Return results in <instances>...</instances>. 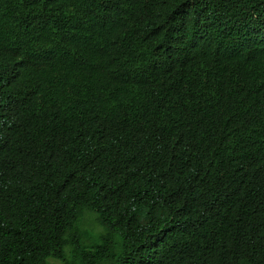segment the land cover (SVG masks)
<instances>
[{
  "label": "trees",
  "instance_id": "16d2710c",
  "mask_svg": "<svg viewBox=\"0 0 264 264\" xmlns=\"http://www.w3.org/2000/svg\"><path fill=\"white\" fill-rule=\"evenodd\" d=\"M264 264V0H0V264Z\"/></svg>",
  "mask_w": 264,
  "mask_h": 264
},
{
  "label": "rangeland",
  "instance_id": "374dc122",
  "mask_svg": "<svg viewBox=\"0 0 264 264\" xmlns=\"http://www.w3.org/2000/svg\"><path fill=\"white\" fill-rule=\"evenodd\" d=\"M48 264H64V263L61 262V261H58V260H50V261L48 262Z\"/></svg>",
  "mask_w": 264,
  "mask_h": 264
}]
</instances>
